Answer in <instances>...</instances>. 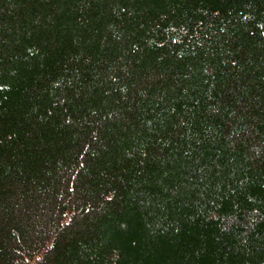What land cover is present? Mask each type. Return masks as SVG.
I'll use <instances>...</instances> for the list:
<instances>
[{
  "label": "trees",
  "instance_id": "16d2710c",
  "mask_svg": "<svg viewBox=\"0 0 264 264\" xmlns=\"http://www.w3.org/2000/svg\"><path fill=\"white\" fill-rule=\"evenodd\" d=\"M0 264H264V0H0Z\"/></svg>",
  "mask_w": 264,
  "mask_h": 264
}]
</instances>
